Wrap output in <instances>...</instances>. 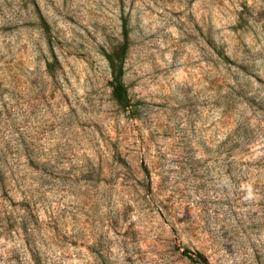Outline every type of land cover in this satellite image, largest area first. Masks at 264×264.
<instances>
[{
    "label": "rangeland",
    "instance_id": "rangeland-1",
    "mask_svg": "<svg viewBox=\"0 0 264 264\" xmlns=\"http://www.w3.org/2000/svg\"><path fill=\"white\" fill-rule=\"evenodd\" d=\"M1 149L0 264H264V0H0Z\"/></svg>",
    "mask_w": 264,
    "mask_h": 264
},
{
    "label": "trees",
    "instance_id": "trees-1",
    "mask_svg": "<svg viewBox=\"0 0 264 264\" xmlns=\"http://www.w3.org/2000/svg\"><path fill=\"white\" fill-rule=\"evenodd\" d=\"M128 50V34L125 32L124 42L116 47L112 52L107 54V59L109 61V66L111 68L112 75V94L116 100L120 103L124 102L127 98V88L124 83V60L125 55ZM49 71H53V66L49 64ZM10 174V176H8ZM0 191L3 195L5 192H9L12 186H17L20 180L16 179L13 167L10 165V160L8 158L7 152L4 149L0 150ZM32 197L26 194L24 198V203L27 209L24 210L23 216H15L12 214H5L0 216V228L7 232H16L18 227L14 228V224H21V228L24 231L31 229L28 217V206L30 204V199ZM21 217V218H20Z\"/></svg>",
    "mask_w": 264,
    "mask_h": 264
}]
</instances>
